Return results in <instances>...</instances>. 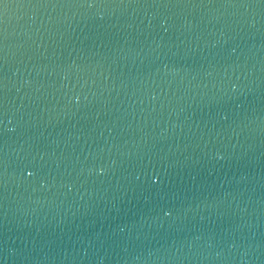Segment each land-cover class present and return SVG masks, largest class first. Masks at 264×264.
<instances>
[{
  "label": "water",
  "instance_id": "95a60500",
  "mask_svg": "<svg viewBox=\"0 0 264 264\" xmlns=\"http://www.w3.org/2000/svg\"><path fill=\"white\" fill-rule=\"evenodd\" d=\"M0 4V264H264V0Z\"/></svg>",
  "mask_w": 264,
  "mask_h": 264
},
{
  "label": "snow or ice",
  "instance_id": "6c2138e0",
  "mask_svg": "<svg viewBox=\"0 0 264 264\" xmlns=\"http://www.w3.org/2000/svg\"><path fill=\"white\" fill-rule=\"evenodd\" d=\"M95 2V0H92V3H94ZM4 3V0H0V4H3ZM92 3H89V7H91L92 6ZM7 37L6 36H4L3 35V33L2 32H0V39H6Z\"/></svg>",
  "mask_w": 264,
  "mask_h": 264
}]
</instances>
